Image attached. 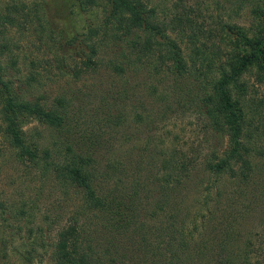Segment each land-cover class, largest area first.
I'll list each match as a JSON object with an SVG mask.
<instances>
[{
	"label": "trees",
	"instance_id": "1",
	"mask_svg": "<svg viewBox=\"0 0 264 264\" xmlns=\"http://www.w3.org/2000/svg\"><path fill=\"white\" fill-rule=\"evenodd\" d=\"M74 3L84 13L102 11L103 21L91 25L86 34L73 35L50 48L62 76L79 80L84 72H99L103 46L114 44L120 52L109 66L117 77L125 78L128 73L147 69L157 77L167 75L177 82H185L190 77L200 88L204 130L226 138L228 146L222 153L211 152L204 157L203 172L209 175L218 192H211L204 205L200 204L196 224L199 218L207 220L206 209L208 218L215 215L212 207L222 197L219 186L226 181H235L253 194L261 195L264 202V106L251 97L248 82L249 78H255L259 85H264V0H250L253 21L249 28L222 21L216 32L200 27L196 17L191 15L194 11L187 0H74ZM46 6L47 0L35 3L23 0L7 5L0 0L2 137L19 161L83 193L79 213L59 235L53 254L55 263L110 264L106 254L101 256L84 238L88 231L81 223V216L99 215L109 233H131L140 237L142 232L146 233L144 226L137 227V203L143 199L140 195L143 181L134 178L132 191L127 192L118 183L116 165L109 163L105 170L101 169L97 154L104 140L93 132L80 134L83 127L74 113L72 95L61 94L55 99L45 94L37 98L29 96V91L42 85L40 69L46 66H39L37 60L23 59L16 53L15 48L19 47L11 36L35 27L41 34L48 30L51 39L56 37L48 27ZM217 37L221 43L213 49L205 43ZM209 51L212 56L208 55ZM23 65L31 67L26 76ZM175 88L185 91L178 85ZM34 123L55 133L56 144L47 147L40 143L36 133L31 134L27 129ZM176 154L172 165L166 168L164 164V176L155 181L163 186L160 193L164 194L158 212L172 205L174 220L182 211V206L174 201L181 200L198 161L195 158L191 163L184 159L179 161ZM150 178L147 177L148 185ZM110 180L116 182L113 188ZM258 180L263 182L262 190L258 188ZM121 181L125 183L124 179ZM172 228L173 234L184 235L178 239L185 245L186 264H264V255L253 262L258 251L251 239L245 249L237 250L236 245L241 242L239 229H235V233H214L213 248L222 246L226 255L218 261L209 258L208 252L213 251L210 243L202 241L199 233L191 232L185 220ZM128 237L124 238L128 240ZM178 239L173 242L176 244ZM137 246H143L140 249L145 257L154 254L148 240L137 242ZM174 252L173 258L177 260L178 252L176 249Z\"/></svg>",
	"mask_w": 264,
	"mask_h": 264
},
{
	"label": "rangeland",
	"instance_id": "2",
	"mask_svg": "<svg viewBox=\"0 0 264 264\" xmlns=\"http://www.w3.org/2000/svg\"><path fill=\"white\" fill-rule=\"evenodd\" d=\"M1 1L7 5L23 0ZM187 4L194 11L192 17H196L205 31H218L222 21L247 28L253 21L250 0H187ZM46 17L48 27L56 37L51 39L48 30L41 34L30 26L11 36L19 47L15 48L16 53L23 59L37 60L39 66H46L40 69L42 85L29 91V96L37 98L45 94L55 99L61 94L72 95L74 113L83 127L80 134L93 132L104 140L97 154L101 169L105 170L109 163L116 165L115 173L120 177L118 183L127 192L132 191L134 178L143 181L140 191L143 199L137 203V227L144 226L143 237L109 233L99 215H82L81 223L88 231L84 238L101 256L106 254L110 264L112 261L114 264H186L185 245L178 239L184 235L173 234L171 229L185 220L191 226L188 228L191 232L199 233L202 241L210 243L213 251L208 252L209 258L222 261L226 256L222 246L213 248L214 233H235L234 230L239 229L241 242L236 245L237 250L245 249L251 239L258 251L253 262H258L257 257L264 255V202L261 195L253 194L235 181H226L219 186L222 197L212 207L215 215L208 218L209 211L205 206L207 220L204 222L199 218L197 224L194 221L200 204L204 205L208 194L217 191L209 175L203 172L204 157L211 152L222 153L228 146L226 138L204 130L202 92L196 82L190 77L185 82H177L167 75L157 77L147 69L128 73L125 78L117 77L109 66L120 52L114 44L103 46L99 72H84L79 80L62 76L50 48L73 35L86 34L91 25L103 21V14L100 10L84 13L74 0H47ZM205 43L213 49L221 42L217 37ZM211 52H208L209 56H212ZM69 62L72 64L71 58ZM22 69L25 76L31 71L30 66L23 65ZM248 82L251 97L264 106V85H259L255 78H249ZM177 85L185 91L175 88ZM27 129L31 134L36 133V139L47 147L56 144L57 135L50 129L37 123ZM1 131L0 127V264H56L53 254L59 235L79 213L83 193L65 187L54 177L19 161ZM175 153L179 161L184 159L191 163L192 158L198 159L193 165L195 170L190 185L181 194V200L174 201L182 206L176 220L172 218V205L166 211L158 212L164 194L160 193L163 186L155 182L164 176V164L166 168L172 165ZM148 176L151 177L149 185L146 182ZM110 183L112 188L116 184L112 180ZM257 183L262 190L263 182L258 180ZM177 230H181L180 226ZM126 236H130L128 240L124 238ZM176 239L175 244L173 240ZM143 240H148L154 254L142 255L140 248L143 246L138 247L137 242ZM175 249L177 260L173 258Z\"/></svg>",
	"mask_w": 264,
	"mask_h": 264
}]
</instances>
